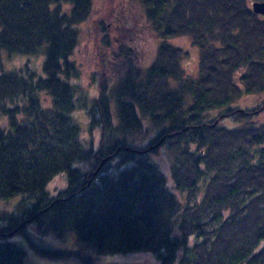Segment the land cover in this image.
Listing matches in <instances>:
<instances>
[{
    "label": "trees",
    "instance_id": "1",
    "mask_svg": "<svg viewBox=\"0 0 264 264\" xmlns=\"http://www.w3.org/2000/svg\"><path fill=\"white\" fill-rule=\"evenodd\" d=\"M139 1L141 18L163 40L118 98L117 126L108 77L99 73L97 92L85 91L72 60L93 1L0 0V199L22 197L0 226V264H25L23 248L9 241L15 236L41 256L94 264L81 250L45 242L70 232L99 255L264 264V123L256 122L264 101L236 105L264 91V17L250 0ZM181 35L201 52L195 78L183 76L187 52L169 42ZM35 56L44 57L42 73ZM77 109L90 138L100 130L97 146L84 143ZM144 119L155 136L135 146L126 136L141 133ZM166 145L177 150L173 188L147 158ZM114 167L118 174H105ZM60 173L66 187L52 196L48 185Z\"/></svg>",
    "mask_w": 264,
    "mask_h": 264
},
{
    "label": "rangeland",
    "instance_id": "2",
    "mask_svg": "<svg viewBox=\"0 0 264 264\" xmlns=\"http://www.w3.org/2000/svg\"><path fill=\"white\" fill-rule=\"evenodd\" d=\"M93 9L89 19L81 26V36L77 48L73 54V59L80 70V80L78 83L85 91L97 92L99 73L108 77L110 106L115 119H117V100L124 98V93L131 87L130 85L139 81L145 70L158 57V50L163 38L159 37L141 18L143 8L139 0H92ZM252 5V0L249 1ZM104 21L106 30H101ZM108 33V35L106 34ZM106 34V36H105ZM169 42L181 47L187 54L182 58L181 64L184 77H197L199 74V61L201 57L200 49L194 44L191 37L187 35L169 38ZM42 58L35 56L34 68L38 73L43 72ZM32 58V62L34 61ZM42 61V62H41ZM19 65V64H18ZM8 68L13 64L6 63ZM14 67V66H13ZM173 84L178 82L173 80ZM82 90L77 93V98L81 97ZM264 101V91L255 94H244L237 100L240 107L254 106ZM74 117L81 124L82 137L84 143L90 139L97 146L100 141V130L96 129L92 138L89 134L88 118L83 109H77ZM144 127L141 133H136L131 144L144 146L155 136V126L149 119H144ZM231 122L226 118L223 123ZM256 122L264 123V112L260 114ZM0 123L5 126L6 119L0 118ZM119 135H124L126 129H120ZM127 131V130H126ZM123 132V134H122ZM123 137V136H122ZM177 150L168 145L160 147L155 153L149 154L147 158L154 161L156 166L167 177L168 185L173 188L172 171ZM138 159H140L138 157ZM136 164L130 162L124 167H132ZM123 167V168H124ZM121 168V169H123ZM117 168H111L105 174L116 175ZM66 174H58L53 182L48 185V191L53 196L56 190L66 187ZM173 191L176 192L175 189ZM178 193V192H176ZM180 196V194L178 193ZM22 197L16 196L9 200L0 199V226L6 224L7 218L15 212L16 205ZM0 238V242H1ZM9 241L16 242L25 251V264H87L77 259H53L37 254L24 236H15ZM45 242L59 249H78L88 254L94 264H159L158 260L149 252H130L126 254L99 255L93 248L78 239L74 232L66 233L64 239L46 237Z\"/></svg>",
    "mask_w": 264,
    "mask_h": 264
},
{
    "label": "water",
    "instance_id": "3",
    "mask_svg": "<svg viewBox=\"0 0 264 264\" xmlns=\"http://www.w3.org/2000/svg\"><path fill=\"white\" fill-rule=\"evenodd\" d=\"M252 10L256 14L264 15V1H255L252 4ZM107 159H104L98 166L97 170L94 172V175H96L99 170L101 169L102 165Z\"/></svg>",
    "mask_w": 264,
    "mask_h": 264
},
{
    "label": "flooded vegetation",
    "instance_id": "4",
    "mask_svg": "<svg viewBox=\"0 0 264 264\" xmlns=\"http://www.w3.org/2000/svg\"><path fill=\"white\" fill-rule=\"evenodd\" d=\"M262 17H264V15H261Z\"/></svg>",
    "mask_w": 264,
    "mask_h": 264
}]
</instances>
